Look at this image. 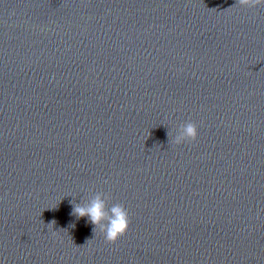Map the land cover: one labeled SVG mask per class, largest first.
<instances>
[{
  "label": "water",
  "instance_id": "95a60500",
  "mask_svg": "<svg viewBox=\"0 0 264 264\" xmlns=\"http://www.w3.org/2000/svg\"><path fill=\"white\" fill-rule=\"evenodd\" d=\"M0 264H264V4L0 0Z\"/></svg>",
  "mask_w": 264,
  "mask_h": 264
},
{
  "label": "clouds",
  "instance_id": "9594fccd",
  "mask_svg": "<svg viewBox=\"0 0 264 264\" xmlns=\"http://www.w3.org/2000/svg\"><path fill=\"white\" fill-rule=\"evenodd\" d=\"M237 4L255 7L264 4V0H237ZM198 135L197 124L189 121L180 126V131L175 136L174 143L180 144L185 141H195ZM73 214L77 217L87 216L89 221L95 226L93 231L97 232V229H99L109 242H115L126 234L131 224L129 211L122 203H116L109 208L107 202L100 195H97L86 205L76 204L73 208ZM55 223L56 221L53 220L48 225L53 227Z\"/></svg>",
  "mask_w": 264,
  "mask_h": 264
}]
</instances>
